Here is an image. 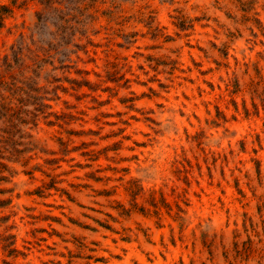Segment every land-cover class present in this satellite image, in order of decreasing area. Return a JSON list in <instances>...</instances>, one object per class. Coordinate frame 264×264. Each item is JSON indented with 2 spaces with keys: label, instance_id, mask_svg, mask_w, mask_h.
I'll use <instances>...</instances> for the list:
<instances>
[{
  "label": "rangeland",
  "instance_id": "obj_1",
  "mask_svg": "<svg viewBox=\"0 0 264 264\" xmlns=\"http://www.w3.org/2000/svg\"><path fill=\"white\" fill-rule=\"evenodd\" d=\"M0 264H264V0H0Z\"/></svg>",
  "mask_w": 264,
  "mask_h": 264
}]
</instances>
